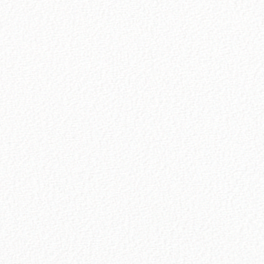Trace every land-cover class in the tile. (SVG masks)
<instances>
[{
  "label": "snow or ice",
  "instance_id": "obj_1",
  "mask_svg": "<svg viewBox=\"0 0 264 264\" xmlns=\"http://www.w3.org/2000/svg\"><path fill=\"white\" fill-rule=\"evenodd\" d=\"M0 264H264V0H0Z\"/></svg>",
  "mask_w": 264,
  "mask_h": 264
}]
</instances>
